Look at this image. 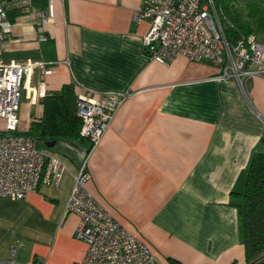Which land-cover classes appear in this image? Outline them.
Here are the masks:
<instances>
[{"label":"crops","instance_id":"0c3cea01","mask_svg":"<svg viewBox=\"0 0 264 264\" xmlns=\"http://www.w3.org/2000/svg\"><path fill=\"white\" fill-rule=\"evenodd\" d=\"M6 1L13 26L3 60L51 67L42 96L31 99L29 92L40 79L38 68L26 78L22 131L42 117V98L65 84L92 97L132 91L87 160L88 190L151 248L158 264H171L170 258L245 264L234 206L243 199L231 193L244 191L252 153L264 152V76L247 79L242 90L218 78L220 69L211 63L149 58L143 48L149 23L134 18L142 0H51L44 28L35 11L22 13L14 0ZM48 3L33 5L46 9ZM56 144L42 147L63 159L61 181L41 183L23 200L51 225L43 242L46 264H80L86 244L73 236L78 217L66 213L65 204L88 141Z\"/></svg>","mask_w":264,"mask_h":264},{"label":"built area","instance_id":"2783aa9c","mask_svg":"<svg viewBox=\"0 0 264 264\" xmlns=\"http://www.w3.org/2000/svg\"><path fill=\"white\" fill-rule=\"evenodd\" d=\"M22 13L35 11L36 23L45 27L51 17V0L46 9H37L34 0H14ZM135 21L147 20L143 37L146 55L162 64L178 56L194 62H208L220 69L218 78L233 80L243 90L249 78L264 76V43L255 34L229 39L222 7L215 0H142ZM7 1L0 0V197L19 200L35 192L41 183L57 186L66 170L63 159L38 145L34 136L20 128L19 110L25 81L34 68L40 79L29 89L31 99L42 96L45 78L51 67L44 61L5 62L2 58L6 39L12 29ZM41 40H46L42 36ZM132 91H110L92 97L78 95L77 113L82 120L80 135L88 147L80 162L65 212L78 217L74 237L86 244L80 264H158L151 248L128 231L88 190L91 173L87 160L101 142L119 107ZM264 122V118H262ZM16 246L0 264H44L16 260Z\"/></svg>","mask_w":264,"mask_h":264},{"label":"trees","instance_id":"16d2710c","mask_svg":"<svg viewBox=\"0 0 264 264\" xmlns=\"http://www.w3.org/2000/svg\"><path fill=\"white\" fill-rule=\"evenodd\" d=\"M33 3L42 8L46 6V0H34ZM215 3L222 7L226 21L232 25L225 29L232 41L256 34L264 27V0H215ZM77 96L72 83L63 85L58 92L45 95L41 100L42 117L31 121L25 134L37 138L39 146L58 139L82 141ZM231 194L241 195L243 199L241 204L234 206L242 222L245 264H264V152L252 153L244 191ZM169 261L181 264L175 259L170 258Z\"/></svg>","mask_w":264,"mask_h":264},{"label":"rangeland","instance_id":"374dc122","mask_svg":"<svg viewBox=\"0 0 264 264\" xmlns=\"http://www.w3.org/2000/svg\"><path fill=\"white\" fill-rule=\"evenodd\" d=\"M223 24L226 28L227 23L223 21ZM255 36L261 42L260 39H264V27ZM21 112L19 118H22ZM54 149L59 150V144ZM38 210L23 199L0 197V260L8 259L12 247L16 246V260L26 263L46 260V264L43 242L51 225L45 223Z\"/></svg>","mask_w":264,"mask_h":264},{"label":"water","instance_id":"95a60500","mask_svg":"<svg viewBox=\"0 0 264 264\" xmlns=\"http://www.w3.org/2000/svg\"><path fill=\"white\" fill-rule=\"evenodd\" d=\"M55 144H56V140H50V141H46V142H45V145H46V147H48V148L53 147Z\"/></svg>","mask_w":264,"mask_h":264}]
</instances>
